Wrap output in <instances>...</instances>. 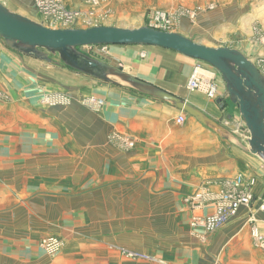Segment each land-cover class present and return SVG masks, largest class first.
Instances as JSON below:
<instances>
[{"label":"crops","instance_id":"0c3cea01","mask_svg":"<svg viewBox=\"0 0 264 264\" xmlns=\"http://www.w3.org/2000/svg\"><path fill=\"white\" fill-rule=\"evenodd\" d=\"M20 2L24 14L36 12L33 0ZM106 46L117 63L103 61L220 124L235 107L223 103V82L212 99L186 88L197 60L154 45ZM48 64L49 77L42 61L0 38V180L11 182L0 188V210L13 207L0 222V264H264L251 235L255 228L264 238L262 162L168 103ZM237 174L256 178L252 206L215 233L192 227L193 217L214 213ZM54 231L64 248L47 257L38 239Z\"/></svg>","mask_w":264,"mask_h":264},{"label":"water","instance_id":"95a60500","mask_svg":"<svg viewBox=\"0 0 264 264\" xmlns=\"http://www.w3.org/2000/svg\"><path fill=\"white\" fill-rule=\"evenodd\" d=\"M0 38L9 49L27 57L52 62L50 56H56L73 71L168 103L264 164V74L237 49L209 47L181 33L163 31L148 23L132 29L111 25L53 29L11 10L1 1ZM109 44L154 45L214 68L226 90V103L235 106L248 132L245 142L183 98L81 50L82 47Z\"/></svg>","mask_w":264,"mask_h":264},{"label":"rangeland","instance_id":"374dc122","mask_svg":"<svg viewBox=\"0 0 264 264\" xmlns=\"http://www.w3.org/2000/svg\"><path fill=\"white\" fill-rule=\"evenodd\" d=\"M0 1L11 10L23 16L32 18L41 24H43V20H46L44 17H40L37 11L35 13L27 11L28 14H26L27 12L24 14V11H22L21 9L22 3L20 2V0ZM62 1L65 4H63L64 9L68 11L69 16H67V19L54 24V26H51L49 24L47 25V27L58 29L73 27L88 28L89 26L94 25H111L115 27L132 29L134 27L144 26L148 23L155 28L163 31L166 30L177 32L179 34L181 33L184 36L192 39L193 41L202 43L203 45L209 47L228 46L237 49L244 55H246V57L250 58L251 61H253V63L259 68V70L261 68L260 71L264 74V0L76 1L79 4H85V6L88 7V10L91 11L88 16H86V12L79 11L78 7H73L74 5L70 0ZM66 4L70 7V9L66 7ZM81 50L84 53L100 58L101 60L107 59L109 61L117 63V61H115V59L109 54V48L106 45L82 47ZM50 58L59 62L56 56H50ZM43 63V73L45 74V76L49 77V75L55 73V69L53 67H50L51 65L48 64L50 62L44 61ZM198 64L200 69H198L197 73L200 74L201 77L204 76L205 78H210L212 76L215 77V82L217 81L219 84H222L221 77L214 68L202 62H199ZM196 66L190 71L188 79L193 74L192 72L196 69ZM57 71L58 70H56V72ZM67 81L68 80L65 79V77H62L60 89H66L65 87H68ZM2 96L4 95H0V98H2ZM226 102L227 95H225L223 103L228 107L230 103ZM233 108L234 109L225 108V113L220 116L222 122L221 125H223L224 127L227 126L225 128L230 127L231 132L233 129H237V131H239L241 129V126H243L244 124L241 120V117H239V115L235 111V107ZM234 134L240 139L237 132H235ZM6 178L8 177L4 175L2 180H0L1 189L6 186L5 184L11 185V182L9 180L7 183H5V181H7ZM34 196L37 195H33L31 199ZM217 197L215 198L214 206H216ZM24 203L25 200L21 204ZM25 204L27 205V203ZM12 212L13 207H9L5 210H0V222L6 218H13ZM201 217H193L190 220V225L194 228H200L192 223L195 218ZM215 232L206 234H212ZM58 236V231H54V233H44L38 239V245L43 248L44 253L47 257L56 256L62 253L64 244ZM198 237L200 240H203L202 235H198ZM256 245L258 244L256 243ZM258 246L261 247L260 245ZM127 252L132 256L137 251Z\"/></svg>","mask_w":264,"mask_h":264},{"label":"built area","instance_id":"2783aa9c","mask_svg":"<svg viewBox=\"0 0 264 264\" xmlns=\"http://www.w3.org/2000/svg\"><path fill=\"white\" fill-rule=\"evenodd\" d=\"M33 2L35 10L40 17L46 19L43 20L45 26L49 24L54 26V24L67 19V16H69L68 11L64 9L62 0H33ZM198 69H200L199 64L188 79L186 88L189 91L202 90L209 99L215 98L217 96V85L214 77L205 78L203 75V77H201V75L197 73ZM184 120V114H180L176 117V122L179 124H182ZM232 132H237L243 143L248 137V132L244 124L239 131L233 129ZM255 184L256 178H254V176L237 174L231 182L230 188L219 193L216 200V211L211 215L195 218L192 224L203 228L206 233L215 232L217 229L224 226L231 217L237 214L240 206H252L255 200L252 189ZM256 208L264 212V192L256 201ZM251 234L253 238H255L256 243L264 247V238L259 235L255 228H252Z\"/></svg>","mask_w":264,"mask_h":264},{"label":"bare ground","instance_id":"6f19581e","mask_svg":"<svg viewBox=\"0 0 264 264\" xmlns=\"http://www.w3.org/2000/svg\"><path fill=\"white\" fill-rule=\"evenodd\" d=\"M63 2V1H62ZM63 4H64V2H63ZM215 78V77H214Z\"/></svg>","mask_w":264,"mask_h":264}]
</instances>
